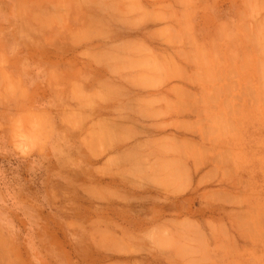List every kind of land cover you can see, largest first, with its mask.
<instances>
[{"label": "rangeland", "instance_id": "obj_1", "mask_svg": "<svg viewBox=\"0 0 264 264\" xmlns=\"http://www.w3.org/2000/svg\"><path fill=\"white\" fill-rule=\"evenodd\" d=\"M22 2L21 15L44 13L29 21L32 43L52 47L28 81L12 74L14 59L0 68V238L7 231L10 252L23 254L14 264H44V255L53 264H190L184 255H105L100 225H89L98 208L88 155L103 146L88 122L120 100L129 143L191 108V136L213 141L208 152L224 165L203 184L206 264H264V0ZM13 9L0 0V22L15 24ZM45 84L50 93L39 95ZM164 104L175 111L151 112ZM22 137L38 146L25 154Z\"/></svg>", "mask_w": 264, "mask_h": 264}, {"label": "crops", "instance_id": "obj_2", "mask_svg": "<svg viewBox=\"0 0 264 264\" xmlns=\"http://www.w3.org/2000/svg\"><path fill=\"white\" fill-rule=\"evenodd\" d=\"M22 1L13 0L15 24L0 22V57L10 59V62L14 59L20 64L10 70L15 78L28 81L37 70L36 65L40 64L36 59H49L45 55L52 46L45 40L32 43L33 37L29 34L32 23L29 21L36 23L35 17L44 13L33 9L21 15ZM35 23L34 30L42 31L41 25ZM16 31L23 36L18 37ZM28 37L31 38L29 42ZM40 70L44 77L49 75L48 70ZM25 88L29 93L36 89ZM42 89L45 91L39 95L50 93L47 84ZM92 92L95 91L89 89V93ZM167 105H159L151 112L175 111ZM124 106L120 100L114 108L105 107L103 114L88 122L89 135L94 133L98 145L103 146L94 155L89 151L87 186L89 199L93 196V207L98 208V214L91 216L93 221L91 219L89 225L93 222L100 225L97 236L104 240V254L131 257L184 255L191 258L190 264H206L208 217L203 211L209 206L205 202L207 187L203 184L209 175L223 173V157L217 152H208V144L213 141L191 136L188 129L191 115H187L191 108L186 107L179 116L168 114L159 118V125L170 124V129H160L149 139L129 143L124 137ZM90 205L92 207V203ZM101 209L103 214H100ZM4 233L1 236L5 237L0 238L6 242V248L0 246L3 264H14L15 258L24 259L20 253L13 256L9 249L13 243L11 236L7 231L6 235ZM163 241L172 243L161 245ZM43 258L44 264H53L48 255Z\"/></svg>", "mask_w": 264, "mask_h": 264}, {"label": "clouds", "instance_id": "obj_3", "mask_svg": "<svg viewBox=\"0 0 264 264\" xmlns=\"http://www.w3.org/2000/svg\"><path fill=\"white\" fill-rule=\"evenodd\" d=\"M7 61L5 58L0 57V68H3L6 65ZM9 90L14 91L15 86L9 85ZM39 127V125H37ZM38 146V140L36 138H21V143L18 145L20 151L27 154L30 151H33Z\"/></svg>", "mask_w": 264, "mask_h": 264}]
</instances>
